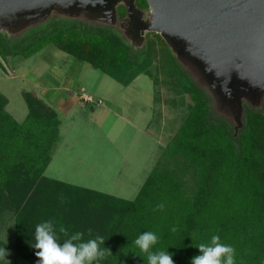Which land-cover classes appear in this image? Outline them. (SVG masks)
Segmentation results:
<instances>
[{
  "label": "trees",
  "instance_id": "obj_1",
  "mask_svg": "<svg viewBox=\"0 0 264 264\" xmlns=\"http://www.w3.org/2000/svg\"><path fill=\"white\" fill-rule=\"evenodd\" d=\"M136 4L144 10L148 5L146 0ZM126 14L120 4L118 24L60 15L15 34L0 30V66L10 55L29 57L53 43L128 85L150 70L155 59L161 62L163 48L172 49L155 31L146 32L142 44H133L119 24ZM177 61V83L190 101L181 96L172 102L187 112L134 199L46 176L60 140L58 112L24 91L28 113L19 122L0 91V197L8 193L15 210L20 258L37 264L35 227L54 220L57 230L62 225L70 234L84 233V241L97 235L105 239L101 247L112 255L93 264H147V254L134 243L145 231L159 237L152 251L174 254L175 264H190L200 254L196 246L210 243L213 235L234 247L236 264H264V97L257 105L243 100V125L237 128L234 114L217 116L207 85L183 69L185 62ZM161 203L165 207L158 210ZM57 235L62 243L65 237Z\"/></svg>",
  "mask_w": 264,
  "mask_h": 264
},
{
  "label": "rangeland",
  "instance_id": "obj_2",
  "mask_svg": "<svg viewBox=\"0 0 264 264\" xmlns=\"http://www.w3.org/2000/svg\"><path fill=\"white\" fill-rule=\"evenodd\" d=\"M163 50L161 62L155 59L150 70L128 85L53 43L29 57L13 54L2 59L0 91L8 97L7 110L17 121H24L28 113L24 91L35 93L58 112L60 140L46 176L126 199L136 197L184 121L187 108L172 101L181 96L190 101L177 83V57L168 47ZM185 64L183 69L205 87L199 74ZM84 95H92L96 102H85ZM61 97L68 100L65 108L60 107ZM213 109L217 116L233 117L215 97ZM7 195L0 197V232L11 227L14 233L9 241H0V247L15 249V210ZM16 260L28 264L17 253Z\"/></svg>",
  "mask_w": 264,
  "mask_h": 264
},
{
  "label": "water",
  "instance_id": "obj_3",
  "mask_svg": "<svg viewBox=\"0 0 264 264\" xmlns=\"http://www.w3.org/2000/svg\"><path fill=\"white\" fill-rule=\"evenodd\" d=\"M0 0V30L11 34L55 16L85 15L118 24L130 41L142 44L148 31L167 41L173 52L202 78L221 107L243 125V100L264 97V0Z\"/></svg>",
  "mask_w": 264,
  "mask_h": 264
},
{
  "label": "clouds",
  "instance_id": "obj_4",
  "mask_svg": "<svg viewBox=\"0 0 264 264\" xmlns=\"http://www.w3.org/2000/svg\"><path fill=\"white\" fill-rule=\"evenodd\" d=\"M163 203L157 205L158 210H163ZM177 229L173 228L175 232ZM57 231L65 239L60 242ZM91 237L92 230H88ZM84 233H69L68 229L60 226L57 230L54 220L43 221L36 225L34 231L35 243L32 245L37 251V264H93L94 261L105 259L112 255L111 250L103 248L105 239L102 236H95L86 241L83 240ZM159 237L152 231L141 233L134 241L141 252L147 254V264H175L172 253L168 251H152L157 244ZM199 255L192 257L190 264H236L235 249L229 244L221 242L219 235H213L210 243H201L196 246ZM10 252L5 247H0V261H6Z\"/></svg>",
  "mask_w": 264,
  "mask_h": 264
},
{
  "label": "crops",
  "instance_id": "obj_5",
  "mask_svg": "<svg viewBox=\"0 0 264 264\" xmlns=\"http://www.w3.org/2000/svg\"><path fill=\"white\" fill-rule=\"evenodd\" d=\"M67 101H68L67 99H64L61 97L60 98V104H61L60 107L65 108V105L68 104ZM11 232L14 233V228L11 229V227H9L7 230H3L2 232H0V241H5L6 239H8V241H9V238L12 237ZM7 248L6 249L10 252V255L7 257V259L11 261V264H17L15 249L11 248L10 246H8ZM0 264H6V261H1Z\"/></svg>",
  "mask_w": 264,
  "mask_h": 264
},
{
  "label": "built area",
  "instance_id": "obj_6",
  "mask_svg": "<svg viewBox=\"0 0 264 264\" xmlns=\"http://www.w3.org/2000/svg\"><path fill=\"white\" fill-rule=\"evenodd\" d=\"M82 99L85 101V102H87V103H95L96 101H95V98L92 96V95H84L83 97H82ZM98 104L99 103H101L102 101H101V99H98Z\"/></svg>",
  "mask_w": 264,
  "mask_h": 264
}]
</instances>
